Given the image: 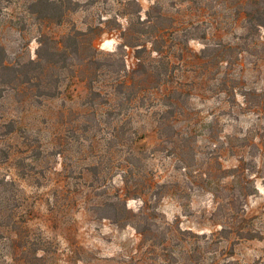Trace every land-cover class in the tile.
<instances>
[{"label": "rangeland", "instance_id": "1", "mask_svg": "<svg viewBox=\"0 0 264 264\" xmlns=\"http://www.w3.org/2000/svg\"><path fill=\"white\" fill-rule=\"evenodd\" d=\"M96 1L87 11L68 13L62 25H46L29 16L24 0L0 1V45L6 60L36 59L42 32L60 38L73 28L88 26L102 29L96 42L102 52L118 51L121 32L129 24L121 12L132 0ZM137 2L142 19L160 3L169 43L181 49L177 54L182 52L185 60L177 65L174 77L190 93L189 108L175 122L179 135L168 142L172 132L167 130L163 133L167 140L160 139V105L146 101L119 115L115 104L100 103L103 97L89 99L86 81L80 77L68 74L61 93L39 104L18 89L0 86V179L14 184L0 189V264H23L21 247L12 241L16 221L22 225L21 242L27 241L31 252L37 246L46 248L47 254L38 252L47 256L46 264L160 262L140 246L141 236L134 228H121L105 217V204L125 189L122 174L130 163L139 171L141 185L155 181L171 186L158 206L160 222H176L199 235L188 244L190 251L198 249L192 264H264V29L250 53L243 52L238 59L234 55L228 78L225 64L218 75L212 61L201 64L188 57L200 54L206 44H221L220 56L228 58V41L244 34L234 19L240 0ZM114 15L121 28L106 25ZM125 59L131 73L140 69L135 49L126 48ZM222 80L236 86L234 105L228 102V89L218 86ZM97 86L106 91V81ZM13 126L15 132L10 133ZM245 135L250 145L241 147L242 141L234 138ZM251 142L260 148L255 156ZM250 158L256 165L254 171L247 170L250 183L244 189L247 194L253 190L245 203L250 219L246 229L261 237L249 240L232 234L221 241L216 235L222 221L214 217L218 206L214 193L225 197L234 180L228 169L247 164ZM141 206L140 199L128 201L135 212Z\"/></svg>", "mask_w": 264, "mask_h": 264}, {"label": "trees", "instance_id": "2", "mask_svg": "<svg viewBox=\"0 0 264 264\" xmlns=\"http://www.w3.org/2000/svg\"><path fill=\"white\" fill-rule=\"evenodd\" d=\"M24 2L26 13L40 23L62 25L68 13L87 11L97 1L88 0L81 3L74 0H24ZM159 4L158 2L152 7V12H148L146 19H142L140 15L142 7L137 0L126 4L128 8L121 14L127 17L129 24L121 32L123 42L116 52L104 53L98 48L97 38L102 33L98 26H88L86 30L73 28L60 38L42 32L37 58L23 62L7 61L6 52L0 45V86L8 91L18 89L28 96L32 103L39 104L43 99H52L61 93V87L68 80V74L80 77L86 81L89 99L96 101L95 98L103 97L100 103L115 104L120 110L119 115L144 106L146 101L160 105L162 109L157 112L160 139L165 142L167 138L165 139L163 133L170 130L172 134L168 142H172L171 136L179 135L175 132V122L186 113L185 108H189L190 93L180 82L174 80L177 65L185 60L182 52L177 54L181 49L169 43V31L162 24L167 17ZM235 14V23L239 22L244 34L233 42L228 41V58L220 56L224 47L221 44L213 46L206 44L200 54H192L188 58L193 56L195 62L198 60L202 62L201 64L207 62L204 60L212 61L218 75H221L220 68L225 64L228 66L229 78L230 68L236 62L233 60L234 55L238 59L240 54L250 53L252 47L257 45L260 30L264 29V0H240ZM106 21V25L121 28L116 15ZM126 48L135 49V55L139 60L140 69L135 73L128 70ZM105 81L106 91L103 92V88H98L97 85ZM224 81H219L218 86L225 92L228 89V102L234 105L237 97L236 86L234 84L227 86ZM260 105L258 102L256 107ZM9 132H15L14 126ZM121 133L126 135L123 128ZM249 138L245 135L235 136L234 139L242 141L241 147H246L250 145ZM250 147L254 151L253 156L260 150L254 142H251ZM134 157L137 158L136 155ZM8 158L7 155L6 159ZM37 159L41 161L39 153ZM244 163L228 169V177L234 180L228 186L225 197L214 193L218 199L214 217L222 221L221 229L216 235L221 241L229 240L232 234L249 240L261 237L259 232L246 229L250 219L246 217L245 203L253 190L247 194L244 189H247L250 183L247 170L254 171L256 163L253 158H250L247 164ZM130 165L132 166H128L129 168L123 170L122 174L125 189L123 193L115 194L112 202L105 204L104 210L108 213L105 217L121 228L127 226L134 228L141 236L140 246L146 247V252L154 254V259L160 261L153 264H192V256L198 249L190 251L188 244L192 237L199 235L191 230L181 229L176 222H160L161 213L158 206L169 193L171 186L155 181L147 187L141 185L139 171L132 163ZM10 185H14L13 182L5 178L0 179V189ZM130 199L141 200L142 206L138 211L135 212L128 207ZM19 225L20 222L16 221L13 228L15 237L12 241L18 242L21 247V255H24L23 264H46L47 256L38 254L39 251L47 254L46 248L37 246L36 251L31 252L28 242H21L22 225ZM30 254H33L32 258Z\"/></svg>", "mask_w": 264, "mask_h": 264}]
</instances>
